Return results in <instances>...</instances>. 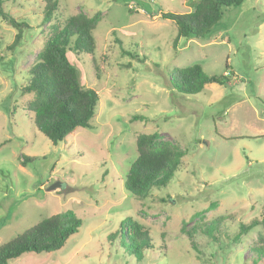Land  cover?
I'll use <instances>...</instances> for the list:
<instances>
[{
	"label": "rangeland",
	"instance_id": "374dc122",
	"mask_svg": "<svg viewBox=\"0 0 264 264\" xmlns=\"http://www.w3.org/2000/svg\"><path fill=\"white\" fill-rule=\"evenodd\" d=\"M195 3L58 0L44 24L42 0L4 1L27 27L13 45L17 30L0 17V244L59 211L82 219L60 249L25 252L7 264H264L255 250L264 242L262 224L231 240L239 224L264 215V0L225 7L208 34L174 47L176 25L160 12H189ZM71 15L98 16L94 52L74 50L71 38L66 55L99 99L90 128L53 144L34 125L33 97L22 86ZM194 63L228 80L195 94L177 91L169 71ZM153 132L178 147L182 161L166 186L138 200L124 178L137 136ZM215 220L216 239L191 233ZM134 223L151 243L140 257L128 251ZM120 226L129 248L114 234Z\"/></svg>",
	"mask_w": 264,
	"mask_h": 264
},
{
	"label": "trees",
	"instance_id": "16d2710c",
	"mask_svg": "<svg viewBox=\"0 0 264 264\" xmlns=\"http://www.w3.org/2000/svg\"><path fill=\"white\" fill-rule=\"evenodd\" d=\"M4 1L6 0H0V17L17 30L13 40V45H16L27 24L12 17L4 9ZM42 1V22L45 24L51 21L57 10L58 0ZM242 1L196 0L194 8L189 12H160V17L175 23L176 36L172 42L175 47L180 38L204 37L221 19L225 7L237 6ZM97 23L96 15H71L61 29L58 30V27L52 25L56 29L55 36L45 42L36 62L28 70L26 84L22 86V93L33 97L28 102L27 109L33 114L34 125L53 144L64 140L77 127L91 126L90 119L94 115L99 97L93 88L81 85L78 70L66 54L71 48V38L74 50L92 54L95 49L92 30ZM169 74L173 88L189 94L201 91L205 84L222 85L228 80L225 74H205L199 63L175 67ZM156 137V132L137 136V156L124 178L125 189L138 200L144 198L153 187L166 186L181 165L182 151L168 142H157ZM260 224L264 227V215L261 220L253 218L247 223L239 224L231 240H238L242 234ZM81 225L82 219L70 209L46 216L14 238L0 244V264H7L10 259L25 252L39 254L58 250ZM139 227L138 223H134L131 248L128 247L127 240H124L121 226L114 234L120 237L121 244L129 248L130 253L140 257V250L150 247L151 243L149 235ZM190 230L191 233L197 230L205 232L216 239V235L220 233V221L193 225ZM185 233L191 236L189 230ZM255 250L259 258L264 257V242Z\"/></svg>",
	"mask_w": 264,
	"mask_h": 264
},
{
	"label": "water",
	"instance_id": "95a60500",
	"mask_svg": "<svg viewBox=\"0 0 264 264\" xmlns=\"http://www.w3.org/2000/svg\"><path fill=\"white\" fill-rule=\"evenodd\" d=\"M57 185H58V183H53V184H51V185H49L48 187H47V190H51V189H54L55 187H57Z\"/></svg>",
	"mask_w": 264,
	"mask_h": 264
}]
</instances>
